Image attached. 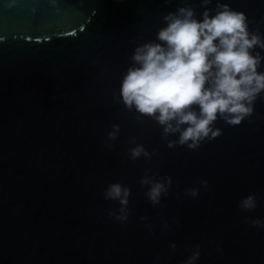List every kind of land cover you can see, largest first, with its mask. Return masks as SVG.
<instances>
[{
    "label": "water",
    "instance_id": "water-1",
    "mask_svg": "<svg viewBox=\"0 0 264 264\" xmlns=\"http://www.w3.org/2000/svg\"><path fill=\"white\" fill-rule=\"evenodd\" d=\"M220 2L264 34V0ZM199 3L0 0V264H182L196 245L197 264H264V228L245 222L264 219V101L240 126L217 121L222 135L196 151L169 149L153 120L118 102L134 47L177 7L199 17ZM135 144L151 159L129 160ZM146 170L173 181L157 207L139 183ZM114 182L131 192L124 224L102 195ZM249 194L257 207L241 211Z\"/></svg>",
    "mask_w": 264,
    "mask_h": 264
},
{
    "label": "clouds",
    "instance_id": "clouds-1",
    "mask_svg": "<svg viewBox=\"0 0 264 264\" xmlns=\"http://www.w3.org/2000/svg\"><path fill=\"white\" fill-rule=\"evenodd\" d=\"M211 4L212 0H200L203 11L199 17L191 5L164 15L155 38L134 47L130 66L119 80L118 102L134 112L137 120H153L161 128L169 149L198 150L222 135L217 121L230 127L240 126L253 116L256 102L264 101V34L249 31L244 12L220 0L214 8ZM119 131L118 124L111 125L107 139L116 140ZM169 136L175 139H167ZM154 151L150 153L143 144H135L127 149V155L131 161L150 160ZM139 183L147 189L144 195L148 202L157 207L169 195L173 181L169 176L148 174L146 170ZM200 187L208 190L209 184L203 180ZM185 194L196 199L200 193L198 188H188ZM102 195L119 205L116 211H108V217L119 224L126 223L130 215L129 187L110 183ZM256 207L254 194L238 203L244 212ZM146 219L140 217L141 221ZM245 222L264 228L262 218H245ZM169 247L176 249L175 243ZM193 249L182 264H197L199 245Z\"/></svg>",
    "mask_w": 264,
    "mask_h": 264
}]
</instances>
